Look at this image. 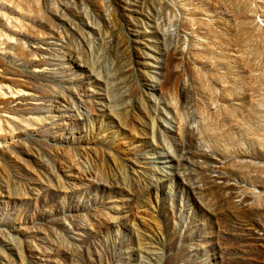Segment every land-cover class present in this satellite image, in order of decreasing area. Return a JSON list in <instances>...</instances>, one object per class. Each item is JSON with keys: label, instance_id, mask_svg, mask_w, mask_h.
I'll return each mask as SVG.
<instances>
[{"label": "rangeland", "instance_id": "obj_1", "mask_svg": "<svg viewBox=\"0 0 264 264\" xmlns=\"http://www.w3.org/2000/svg\"><path fill=\"white\" fill-rule=\"evenodd\" d=\"M0 264H264V0H0Z\"/></svg>", "mask_w": 264, "mask_h": 264}]
</instances>
